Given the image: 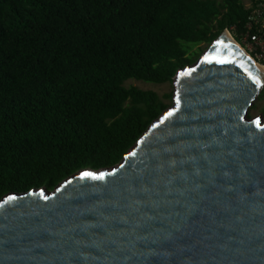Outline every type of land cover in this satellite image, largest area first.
<instances>
[{
	"label": "water",
	"instance_id": "water-1",
	"mask_svg": "<svg viewBox=\"0 0 264 264\" xmlns=\"http://www.w3.org/2000/svg\"><path fill=\"white\" fill-rule=\"evenodd\" d=\"M172 82L118 163L0 198V264H264L262 71L221 31Z\"/></svg>",
	"mask_w": 264,
	"mask_h": 264
},
{
	"label": "trees",
	"instance_id": "trees-1",
	"mask_svg": "<svg viewBox=\"0 0 264 264\" xmlns=\"http://www.w3.org/2000/svg\"><path fill=\"white\" fill-rule=\"evenodd\" d=\"M260 1L0 0V198L118 163L173 102L125 80L172 83L221 31L244 46Z\"/></svg>",
	"mask_w": 264,
	"mask_h": 264
},
{
	"label": "built area",
	"instance_id": "built-area-1",
	"mask_svg": "<svg viewBox=\"0 0 264 264\" xmlns=\"http://www.w3.org/2000/svg\"><path fill=\"white\" fill-rule=\"evenodd\" d=\"M243 43L249 54L257 60H264V2H258L248 15Z\"/></svg>",
	"mask_w": 264,
	"mask_h": 264
},
{
	"label": "rangeland",
	"instance_id": "rangeland-1",
	"mask_svg": "<svg viewBox=\"0 0 264 264\" xmlns=\"http://www.w3.org/2000/svg\"><path fill=\"white\" fill-rule=\"evenodd\" d=\"M243 1L247 5L250 4V0H243ZM263 2H264V0H263ZM239 45L242 46V48H244L245 51L248 52V50L246 49L245 46L241 45V43ZM249 55L252 57L251 54H249ZM253 59L257 61V59H255V58H253ZM257 62H259V61H257ZM261 64H264V63H261ZM125 83L126 84H134V85H137L141 88L155 89L159 93H163V92H166L168 90L174 89L173 82L172 83H170V82L157 83V82L144 81V80L135 79V78H129V79L125 80ZM263 86H264V83H263L262 87ZM259 93H260V91L253 98L251 104L247 108L246 115H248V116L257 115L260 118V121L264 122V92L261 95Z\"/></svg>",
	"mask_w": 264,
	"mask_h": 264
},
{
	"label": "bare ground",
	"instance_id": "bare-ground-1",
	"mask_svg": "<svg viewBox=\"0 0 264 264\" xmlns=\"http://www.w3.org/2000/svg\"><path fill=\"white\" fill-rule=\"evenodd\" d=\"M227 39H229L236 47H238L248 58L249 60L256 66L258 67L262 73H263V76H264V64H261L259 62H257L256 60H254L247 51H245L244 48H242V46H240L237 41L234 39V37L232 36V34L230 33L229 30H225L223 33H222Z\"/></svg>",
	"mask_w": 264,
	"mask_h": 264
},
{
	"label": "snow or ice",
	"instance_id": "snow-or-ice-1",
	"mask_svg": "<svg viewBox=\"0 0 264 264\" xmlns=\"http://www.w3.org/2000/svg\"><path fill=\"white\" fill-rule=\"evenodd\" d=\"M83 175H84V176H88V175H90V173H84Z\"/></svg>",
	"mask_w": 264,
	"mask_h": 264
}]
</instances>
